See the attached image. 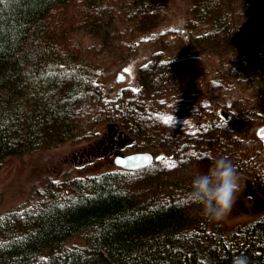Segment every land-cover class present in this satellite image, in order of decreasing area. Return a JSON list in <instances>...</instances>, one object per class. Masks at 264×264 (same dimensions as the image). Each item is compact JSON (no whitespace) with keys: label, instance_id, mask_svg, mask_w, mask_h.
<instances>
[{"label":"trees","instance_id":"1","mask_svg":"<svg viewBox=\"0 0 264 264\" xmlns=\"http://www.w3.org/2000/svg\"><path fill=\"white\" fill-rule=\"evenodd\" d=\"M162 4L0 0V164L79 137L73 113L91 103L105 108L99 123L111 122L138 149L162 155L139 169L118 166L50 182L0 215V264H233L241 255L264 264V215L226 233L186 199L194 177L220 157L230 159L264 197V163L250 136L254 97L244 91L236 97L241 103L232 105L201 92L186 98L181 64L187 55L203 53L212 80L241 84L264 102V2L254 7L250 0H188L187 29L151 37L165 51L141 67L140 85L128 90H106L82 49L67 42L74 24L104 41L118 24L135 35L150 32ZM182 115L208 136L193 130L178 141L172 130ZM169 116L173 122L164 123ZM195 159L204 162L199 172ZM159 165L166 169L163 177L145 178L152 195L123 186L126 174L145 176ZM75 236L83 244H69Z\"/></svg>","mask_w":264,"mask_h":264},{"label":"rangeland","instance_id":"2","mask_svg":"<svg viewBox=\"0 0 264 264\" xmlns=\"http://www.w3.org/2000/svg\"><path fill=\"white\" fill-rule=\"evenodd\" d=\"M250 1L254 7L259 5V2H264V0ZM187 2L188 0H163L159 24L150 32L135 35L129 28L118 24L117 28H112L110 38L104 41L77 28L78 24H72L74 29L69 31L67 42L82 49L87 61L92 64L91 67L96 68L93 71H96L97 76L99 75L98 79L106 90L113 92L128 90L130 87L140 85L141 67L154 60L161 49L165 51L163 43L159 44L151 37L172 36L179 30L187 29L185 14ZM72 11L70 15L73 14ZM71 17L68 22L72 21ZM181 64L183 69L187 70L182 89L186 98L190 92L197 95L196 99L200 98L198 94L201 92L206 98L208 94L224 97L223 99L228 100L232 105L234 100L241 103L236 97H240L244 91L246 95L254 97V103L257 105L256 110L254 108L256 114L251 120L256 126L253 125L250 136L254 137V143L260 149L264 163V102L259 99V96L249 89H240L241 84L230 85L224 82L219 83L216 79L212 80L209 62L203 53L187 55ZM120 73L123 78L119 76ZM196 104L195 102L194 106ZM104 111L105 108L99 104L78 106L73 117L80 125L79 137L54 146H42L33 151L7 157L0 164V215L33 199L37 192L44 189L50 182L113 170L118 168L114 162L115 155L144 151L138 149L137 143L119 132L118 127L111 122L99 123ZM199 129L200 127H196L192 119L182 115L181 122H178L172 131L176 134L175 138H178V141L188 137L187 132L193 130L201 137L208 136L206 129L203 130L202 127ZM188 150L192 151L194 148H188ZM193 163L197 165H194L195 171H201L200 165L204 162L195 159ZM158 167V170L155 168L145 176L138 171L126 174L123 186L131 193L152 195L145 178L156 181L160 174L163 177L166 169L163 165ZM239 183L240 192L237 194V202L232 212L224 220L214 221V223H221L226 233L264 215V197L257 192L253 181L248 176L239 174ZM83 242L82 236H75L69 244L81 245Z\"/></svg>","mask_w":264,"mask_h":264},{"label":"clouds","instance_id":"3","mask_svg":"<svg viewBox=\"0 0 264 264\" xmlns=\"http://www.w3.org/2000/svg\"><path fill=\"white\" fill-rule=\"evenodd\" d=\"M227 122V121H226ZM240 192L237 166L228 158H214L207 172L194 177L187 202L201 207L205 218L224 220L233 210ZM233 264H250L247 256H236Z\"/></svg>","mask_w":264,"mask_h":264},{"label":"water","instance_id":"4","mask_svg":"<svg viewBox=\"0 0 264 264\" xmlns=\"http://www.w3.org/2000/svg\"><path fill=\"white\" fill-rule=\"evenodd\" d=\"M119 76L123 78V75L120 73ZM161 154H155L152 151H135L127 154H117L114 157V162L116 165L125 168V169H139L151 164L154 160L161 158ZM150 157L151 159H146Z\"/></svg>","mask_w":264,"mask_h":264},{"label":"snow or ice","instance_id":"5","mask_svg":"<svg viewBox=\"0 0 264 264\" xmlns=\"http://www.w3.org/2000/svg\"><path fill=\"white\" fill-rule=\"evenodd\" d=\"M173 122V117L169 116L164 120V123H172ZM146 159H151L150 157H146ZM170 167H175L174 164L170 165Z\"/></svg>","mask_w":264,"mask_h":264},{"label":"bare ground","instance_id":"6","mask_svg":"<svg viewBox=\"0 0 264 264\" xmlns=\"http://www.w3.org/2000/svg\"><path fill=\"white\" fill-rule=\"evenodd\" d=\"M46 19V18H45ZM74 29V28H73ZM73 31V30H72ZM90 31V30H89Z\"/></svg>","mask_w":264,"mask_h":264}]
</instances>
